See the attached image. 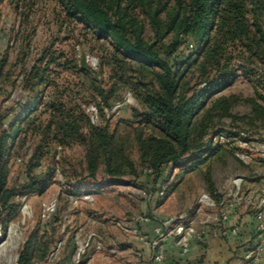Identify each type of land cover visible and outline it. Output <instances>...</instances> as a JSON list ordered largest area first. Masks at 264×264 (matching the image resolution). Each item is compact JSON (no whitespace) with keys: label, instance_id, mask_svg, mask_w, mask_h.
Instances as JSON below:
<instances>
[{"label":"trees","instance_id":"obj_1","mask_svg":"<svg viewBox=\"0 0 264 264\" xmlns=\"http://www.w3.org/2000/svg\"><path fill=\"white\" fill-rule=\"evenodd\" d=\"M38 1L46 0H0V20L1 8H8L19 34ZM50 2L58 30H66L69 43L63 49L51 41L30 67L21 69L27 100L17 118L6 122L0 110V210L14 211L17 191L9 185L8 154L21 131L36 143L26 188L34 187L33 168L58 146L83 148L80 174L86 172L87 178L95 180L101 169L109 181L130 176L140 184L141 170L129 154V146L135 145L139 165L159 187L171 168L196 169L220 150L222 145L209 137L211 127L216 119L235 118L231 108L239 98L213 93L230 85L238 69L246 74L258 64L264 66V0ZM146 23L154 31L148 40L142 37ZM19 38L24 44L19 55H24L30 36L24 32ZM79 38L96 49L97 70L84 51H76ZM10 66L0 56V89L10 80ZM65 72L72 76L62 75ZM122 87L132 89L141 109L132 107L131 117L112 125L104 109L112 107ZM49 88L52 95L47 97ZM258 96L264 99L263 93ZM244 101L263 115L264 107L255 98ZM90 102L103 116L102 125L91 122L85 108ZM209 168L203 177L213 191ZM44 237L37 238L33 231L19 250L17 264L43 258L48 249Z\"/></svg>","mask_w":264,"mask_h":264},{"label":"rangeland","instance_id":"obj_2","mask_svg":"<svg viewBox=\"0 0 264 264\" xmlns=\"http://www.w3.org/2000/svg\"><path fill=\"white\" fill-rule=\"evenodd\" d=\"M52 9L50 0L38 1L29 23L21 26L18 34L15 15L8 8H1L0 56L12 64L10 80L0 89V110L7 115L6 122L18 117L27 100L21 69L30 67L38 51L51 41L67 49V32L64 28L58 30ZM24 32L30 36L29 46L24 55H19L24 45L19 36ZM142 37H154L147 23ZM76 51H84L89 65L97 70L96 49L79 38ZM263 73L261 64L246 74L244 69H238V76L230 85L213 93V97L235 94L239 98L231 108L235 118L216 119L211 127L209 137L222 147L196 169L171 168L169 177L164 173L162 178L167 180L160 187L139 165L135 145L129 146V154L141 170L137 180L140 184L132 182L130 176L109 181L101 169L95 180L87 178L86 172L80 174L84 151L80 145H74L65 149L58 146L54 155L44 158L31 171L34 187L26 188L31 180L29 164L36 143L28 132L25 135L21 131L8 154L9 185L17 194L12 200L14 211L0 210V264H17L19 250L33 231L37 238L45 236L48 243L47 254L35 259V264H165L164 241L175 235L179 221L187 218L198 226L200 221H209L207 215L212 208L204 206L196 211L202 193L227 201L235 181L240 183L244 195L264 185V113L256 115L244 101L252 97L264 107V99L258 96V92L264 95ZM62 75L72 76L69 72ZM116 93L112 107L104 109L112 125L131 117L132 107L141 109L130 87L118 88ZM51 95L49 88L46 96ZM85 108L93 124L104 123L94 102ZM208 165L213 191L203 177ZM246 207L252 213V206ZM181 215L184 219L179 218ZM156 238L159 240L155 244ZM160 248L165 259L158 261L155 254Z\"/></svg>","mask_w":264,"mask_h":264},{"label":"crops","instance_id":"obj_3","mask_svg":"<svg viewBox=\"0 0 264 264\" xmlns=\"http://www.w3.org/2000/svg\"><path fill=\"white\" fill-rule=\"evenodd\" d=\"M199 226H204L207 234L202 240L191 241L186 253H182L175 236L165 239V264H247L250 259L246 254L259 243L253 213L243 201L230 209L225 222L200 221ZM232 227L237 228L236 234L223 233L225 228ZM258 264H264V252Z\"/></svg>","mask_w":264,"mask_h":264},{"label":"built area","instance_id":"obj_4","mask_svg":"<svg viewBox=\"0 0 264 264\" xmlns=\"http://www.w3.org/2000/svg\"><path fill=\"white\" fill-rule=\"evenodd\" d=\"M216 134L214 135V139H216ZM150 170V169H148ZM264 173V172H263ZM229 200L222 199H215L209 193H202L199 197V207L196 211H200V209L204 206L212 208V212L209 213L207 216L209 220H217L220 222H225L229 218L230 209L237 204H240L242 201L246 205H251L252 213L255 220V230L259 237V243L251 249L246 254V258L250 259L247 264H258L259 257L264 252V185L259 188L255 189L252 192L247 194H243L240 188L239 182H234L232 189L229 190ZM163 193V190L160 191ZM221 207V208H219ZM216 208H219L217 210ZM179 218L184 219L181 215ZM237 233V228H225L223 233ZM175 237L177 238L176 243L181 246L182 253H186L189 247V244L193 240H202L206 234V228L204 226H198L195 224L194 220H188L187 218L178 222V227L174 233ZM158 236V235H157ZM157 239L153 240L154 243H157ZM159 240V239H158ZM165 259L164 250L160 248L155 254V260H163Z\"/></svg>","mask_w":264,"mask_h":264}]
</instances>
